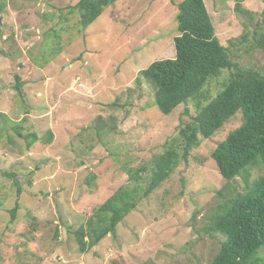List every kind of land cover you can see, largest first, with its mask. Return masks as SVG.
Wrapping results in <instances>:
<instances>
[{
    "label": "rangeland",
    "instance_id": "rangeland-1",
    "mask_svg": "<svg viewBox=\"0 0 264 264\" xmlns=\"http://www.w3.org/2000/svg\"><path fill=\"white\" fill-rule=\"evenodd\" d=\"M78 1L0 0V264H209L223 240L205 230L210 216L244 186L235 177L224 187L211 153L240 125V112L211 137L199 135L187 160L180 159L113 235L78 249L73 230L119 187L132 186L123 168L149 167L171 144L180 151L179 129L231 74L223 69L210 78L199 103L189 100L162 114L151 84L135 78L154 60L174 57L175 3L182 0H116L86 27L73 9ZM204 3L229 58L264 73V0H242L252 16L236 13L235 0ZM15 74L23 99L12 88ZM101 117L115 129H98ZM15 125L40 136L50 129L52 141L28 147ZM262 172L252 167L250 179ZM141 175L145 186L149 170ZM258 255L264 259V246Z\"/></svg>",
    "mask_w": 264,
    "mask_h": 264
},
{
    "label": "trees",
    "instance_id": "trees-1",
    "mask_svg": "<svg viewBox=\"0 0 264 264\" xmlns=\"http://www.w3.org/2000/svg\"><path fill=\"white\" fill-rule=\"evenodd\" d=\"M115 1L79 0L73 5L79 25L86 27L91 24L105 7ZM241 2L235 0L234 11L252 16L253 12L245 9ZM175 5L177 34L173 37L174 57L154 60L138 71L135 80L142 77L151 84L155 105L162 114H168L180 103L189 100L199 103L206 82L217 77L223 69L231 71L230 77L215 97L198 107L193 120L179 129L180 151L171 144L151 159L149 167L123 168L128 179L133 180L132 186L119 187L97 206L85 224L73 230L75 241L78 249L85 252L108 233H114L117 224L143 197L168 178L180 159L187 160L190 151L200 143L199 135L211 137L224 122L240 112V125L217 143L211 153L219 174L226 180L224 187L235 177H240L244 186L242 192L223 199L210 216L211 225L205 230L210 234L219 233L223 240L209 264H264V259L258 255V250L264 246V73L253 68H241L229 58L227 47L215 34L204 0H182ZM239 38L246 40L247 35L243 33ZM235 41L230 40L229 45ZM259 41L264 44V36L261 35ZM12 88L18 98L23 99L20 75L15 74ZM98 120V129L104 132L115 129L104 118ZM13 129L28 147L37 140L49 144L53 138L50 129L43 136L36 132L21 133L17 125ZM257 165L263 168V172L251 180L250 169ZM148 170L149 182L144 186L141 173ZM3 174L14 177L13 173ZM13 184L19 194L18 181L13 180ZM17 209L16 201L9 209L11 221Z\"/></svg>",
    "mask_w": 264,
    "mask_h": 264
},
{
    "label": "water",
    "instance_id": "water-1",
    "mask_svg": "<svg viewBox=\"0 0 264 264\" xmlns=\"http://www.w3.org/2000/svg\"><path fill=\"white\" fill-rule=\"evenodd\" d=\"M111 234L113 235L114 233L112 232Z\"/></svg>",
    "mask_w": 264,
    "mask_h": 264
}]
</instances>
